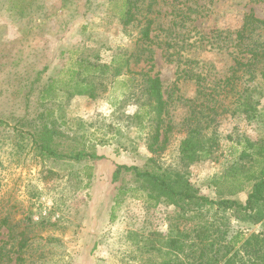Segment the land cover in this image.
Listing matches in <instances>:
<instances>
[{"label": "rangeland", "instance_id": "rangeland-1", "mask_svg": "<svg viewBox=\"0 0 264 264\" xmlns=\"http://www.w3.org/2000/svg\"><path fill=\"white\" fill-rule=\"evenodd\" d=\"M123 1L0 0V264H159L176 257L180 232L199 243L227 230L234 242L262 229L230 211L223 222L216 206L182 217L115 171L180 173L212 199L246 202L245 174L264 165V29L242 30L249 14L264 17V0H138L128 24ZM155 76L160 113L146 92ZM80 80L93 95L76 91ZM44 127L56 151L102 157L42 152ZM188 137L210 154L185 159Z\"/></svg>", "mask_w": 264, "mask_h": 264}, {"label": "trees", "instance_id": "trees-1", "mask_svg": "<svg viewBox=\"0 0 264 264\" xmlns=\"http://www.w3.org/2000/svg\"><path fill=\"white\" fill-rule=\"evenodd\" d=\"M138 0H124L121 10L122 18L125 24L130 23L135 19L136 11H138ZM150 23L146 26L143 32L144 38H150ZM258 29H264V17H256L254 14H249L243 26V31L254 32ZM241 32V33H242ZM240 33V35H241ZM244 35H241L243 37ZM256 56V55H255ZM76 91L80 94L93 95V89L95 85L90 81L80 80L76 83ZM55 91V81L47 85L42 94V100H51L52 93ZM146 92L148 96L155 102L157 112H161L164 109L166 101L163 97L162 80L159 76L149 77L148 85L146 86ZM249 98V96H248ZM244 99L240 102L241 107L248 104ZM243 111H248L244 108ZM47 127V124L45 125ZM43 128L41 137V143L39 146L42 152L48 155H56L60 157L73 158L75 160H81L84 157L90 158H101L94 153L86 152L85 150H76L75 152H58L50 143L52 131L48 128ZM160 130L157 129L153 136V144L158 141ZM36 141V140H35ZM181 152L183 157L190 162L198 160L200 157L210 154L211 150L203 147L202 141L199 139L193 140L188 137L183 140ZM264 155V146L262 147ZM258 174L254 172H248L245 174L246 181H253V186L245 203L238 202L231 198H222L219 200L212 199L206 195L199 193V190L193 187L192 184L184 178L183 174L174 173H160L158 171H150L139 168L136 165H118L115 171V178H118L120 174L124 172L134 173L136 179L140 181L147 191H153L156 193L155 196L167 197L177 208L180 210L182 217L185 213L204 210L208 206H216L218 209L223 211V216L219 218L225 222L227 219L228 211L230 215L243 222L252 224H262V229L256 233H251L248 237L243 236L242 232H239L236 237H240L230 242L225 240L227 230L221 234V241L208 240L211 236L197 235L199 243L191 241H185L184 237L188 236L186 233L180 232L179 236L171 240V245L177 251V255L172 260L163 261L159 264H264V165L259 167ZM240 186V187H239ZM239 188L230 190L229 194H234L237 191L243 190L244 186L239 185ZM124 193V191H123ZM226 191L218 190L219 195H224ZM239 243V244H238ZM196 246V249L191 251L197 252L196 257L188 258L186 260L181 258L182 254L186 253L184 249L192 248ZM238 246V247H237Z\"/></svg>", "mask_w": 264, "mask_h": 264}]
</instances>
